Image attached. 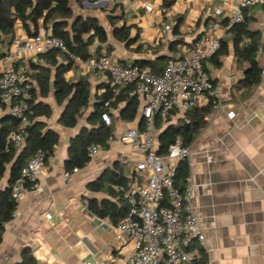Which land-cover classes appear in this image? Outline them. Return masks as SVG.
Instances as JSON below:
<instances>
[{
	"label": "crops",
	"instance_id": "obj_1",
	"mask_svg": "<svg viewBox=\"0 0 264 264\" xmlns=\"http://www.w3.org/2000/svg\"><path fill=\"white\" fill-rule=\"evenodd\" d=\"M68 1L73 16L95 19L107 33V42L95 40L90 53L108 55L122 65H134L136 60L156 56H167L166 63L171 54L189 51L200 34L217 32L221 35L227 54L220 56L219 66L211 59L204 62L209 76L222 87L221 102L212 108L209 120L204 121L189 145L192 152L186 161L187 171L195 183V210L205 234L204 247L193 242L195 264L206 261L264 264V76H260L255 85L244 84L247 65L237 62L233 56L228 27L212 28L214 21L221 23L233 14L237 0H175L169 14L161 0H119L121 6L114 12H111L114 7L111 0ZM143 3L150 4L152 9L145 10ZM216 8L221 9L220 16L213 14ZM246 9V15L251 18L249 28L259 35L256 61L261 69L264 66V9L260 4ZM116 15L120 16L117 25L128 27L134 39L128 47L112 37L109 18ZM176 23L179 33L174 35L172 27ZM165 24L171 25L170 31L163 32ZM15 33L27 38L19 23ZM176 39L180 43L175 51H170L168 44ZM80 77L87 78L92 93L101 92L102 88L98 87L109 81L104 74H81L72 62L64 74L65 80L76 81ZM32 80L36 91L34 101L48 105L51 110L49 118L40 120L47 129L58 134V141L39 177L40 189L31 190L16 201L11 219L4 224L0 264H16L24 247L30 248L36 264H123L132 251V244L116 230L109 216L93 214L87 202L124 204L118 197L96 190L95 182H103L101 179L107 170L114 168L126 178V185L130 183L137 155L121 144L118 136L126 128L139 127V118L143 125L139 106L132 122L121 121L118 109H110L113 137L108 148L100 149L84 167L69 173V178L65 179L64 162L69 142L83 126H88L86 116L91 108L86 109L83 121L81 117L75 127H64L58 123L62 108L55 104L52 91L41 98ZM181 118L173 115L169 123L175 124ZM7 183L8 172L0 179V191ZM113 188L118 191L117 186Z\"/></svg>",
	"mask_w": 264,
	"mask_h": 264
},
{
	"label": "built area",
	"instance_id": "obj_2",
	"mask_svg": "<svg viewBox=\"0 0 264 264\" xmlns=\"http://www.w3.org/2000/svg\"><path fill=\"white\" fill-rule=\"evenodd\" d=\"M260 2L237 0L228 24L241 22L243 10ZM143 7L147 11L152 9L147 3H143ZM165 12L169 14V8ZM213 14L220 16L221 9H214ZM212 28L226 29L227 25L214 21ZM170 30L171 25L165 24L163 32ZM220 42L219 33H202L194 39L189 51L171 54L158 72L146 66L122 65L105 54L85 59L68 55L81 74H104L116 88L133 86L130 94L138 99L142 128L129 127L118 136V141L137 155L130 183L117 187L126 209L115 228L132 244V251L124 258L123 264H159L161 260L165 264H195L193 242L205 246L204 228L194 206L192 174L187 173L181 190L173 184L178 164L186 162L192 150L177 140L168 146L165 154H159L154 118L167 122L172 111L174 116L183 117L187 110L195 107L210 104L215 108L220 105L222 87L204 67V62L219 49ZM53 50L67 52L61 38L41 28L32 37L15 36L0 55V117L6 115L16 120L15 126L7 133L8 144L20 147L26 136L34 89L29 77L30 65L39 63L40 55ZM260 76H264V66L260 69ZM108 107L109 103L105 102L104 108ZM209 118V113L203 116L204 121ZM101 120L110 125V111H103ZM111 141L109 139L106 144ZM100 149L91 145L89 156L98 154ZM44 165L43 152L34 151L10 187L15 201L23 199L31 190L40 189L39 177ZM64 178L68 179L69 173H65ZM204 264L212 263L206 261Z\"/></svg>",
	"mask_w": 264,
	"mask_h": 264
},
{
	"label": "trees",
	"instance_id": "obj_3",
	"mask_svg": "<svg viewBox=\"0 0 264 264\" xmlns=\"http://www.w3.org/2000/svg\"><path fill=\"white\" fill-rule=\"evenodd\" d=\"M97 1V0H94ZM114 7H120L119 0H111ZM175 0H161V5L169 8ZM264 9V1L258 3ZM247 9L243 10V20L232 22L223 19L221 23L227 25V32L231 38L232 53L237 62L246 63L243 74V83L255 85L260 81V68L257 65L256 55L259 49V35L249 28L251 18L246 15ZM120 16L109 18L112 26V37L128 47L133 43V38L129 35V28L124 24L117 25ZM17 23L26 33L27 37H32L41 28L46 29L52 36L61 38L66 46L67 52L50 51L40 55L43 64H31L29 77L35 80L38 88V95L41 98L48 96L52 91L53 99L58 107L62 108L58 123L64 127L73 128L78 120L83 116L88 107L90 113L86 116V124L79 133L70 140L67 151V158L64 162L66 173H72L80 169L90 160L88 148L96 145L101 149H107L106 142L113 137V127L106 125L101 120L103 111L118 109V117L121 121L132 122L138 111V99L130 93L133 86L116 88L111 86L110 80L98 87L101 92H91V86L86 77H80L76 81H67L64 74L71 68L72 61L69 54L85 59L92 54L90 47L97 40L99 43L107 42V33L95 19L73 16V11L68 0H0V55L16 36L15 29ZM172 33L177 35L178 23L172 27ZM176 39L168 44L170 51L176 50V45L180 42ZM140 50V49H139ZM227 45L220 42L219 49L210 58L215 66L220 65V56L227 54ZM99 50L96 51V54ZM169 58V57H168ZM167 56H156L154 59H141L133 62L140 67L146 66L153 71H160ZM66 60L65 63L63 61ZM33 99L30 101L31 113L29 124L26 129V136L20 147L8 144L7 133L16 124V120L9 116L0 118V179L8 172V183L4 190L0 191V241L4 224L11 219L16 207V201L11 196V185L18 179L20 170L27 162L32 153L41 150L44 154L45 163L52 156L54 146L58 141V134L46 128V124L40 120L41 117L51 116L50 107L46 104L34 101L36 91L33 89ZM108 102L109 107L104 108V103ZM212 106L195 107L187 110L184 116L177 123L171 124V116L167 122L160 118H154L156 130L162 132L157 138L158 153L165 154L170 144L180 140L183 145H190L198 130L204 125L203 116L210 113ZM111 115V114H110ZM142 121L139 128H142ZM186 162L178 164L173 177V184L181 190L187 175ZM102 181L95 182L96 190H103L110 195L118 197L123 202L121 191H115L113 187L126 186V178L114 168L107 170L102 177ZM88 208L99 217L109 216L116 223L124 214L126 206L102 201L98 205L94 201H88ZM202 260V258H200ZM196 263V258H194ZM16 264H36V261L29 247H24L21 251L20 259ZM165 264V263H159Z\"/></svg>",
	"mask_w": 264,
	"mask_h": 264
},
{
	"label": "rangeland",
	"instance_id": "obj_4",
	"mask_svg": "<svg viewBox=\"0 0 264 264\" xmlns=\"http://www.w3.org/2000/svg\"><path fill=\"white\" fill-rule=\"evenodd\" d=\"M107 6H110V3H107ZM89 76H91V74L89 75ZM89 78H91V77H89ZM51 97V96H50ZM50 97L48 98V99H50ZM47 100V99H46ZM80 121H83V117L80 119Z\"/></svg>",
	"mask_w": 264,
	"mask_h": 264
},
{
	"label": "water",
	"instance_id": "obj_5",
	"mask_svg": "<svg viewBox=\"0 0 264 264\" xmlns=\"http://www.w3.org/2000/svg\"><path fill=\"white\" fill-rule=\"evenodd\" d=\"M140 120H141V118H139L138 125L140 124ZM161 133H162V132H159V133L157 134V138L161 135Z\"/></svg>",
	"mask_w": 264,
	"mask_h": 264
}]
</instances>
